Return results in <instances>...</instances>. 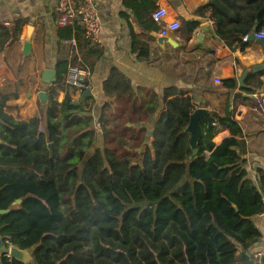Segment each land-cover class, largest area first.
I'll list each match as a JSON object with an SVG mask.
<instances>
[{
    "label": "trees",
    "instance_id": "16d2710c",
    "mask_svg": "<svg viewBox=\"0 0 264 264\" xmlns=\"http://www.w3.org/2000/svg\"><path fill=\"white\" fill-rule=\"evenodd\" d=\"M153 7L149 2L143 11ZM243 9L255 16L256 30L264 28V0H213L200 11L209 12L217 34L226 38L223 13L234 10L238 23ZM151 15L138 18L156 31ZM195 27L187 26L188 34ZM20 28H3L0 46ZM133 42L146 62L145 44ZM66 70L48 92L45 134L37 118L9 115V97L0 92V210L9 209L0 214L5 247L30 249L34 264H264V252H251L262 239L253 219L263 211L264 171L256 170L259 186L248 178L236 139L241 128L229 113L212 114L216 125L209 127L201 120L193 157L185 128L195 107L187 91L136 88L114 71L104 85L113 102L94 117L90 105L74 106L69 96L57 101ZM140 123L146 127L137 128ZM149 127L152 141L141 156ZM219 128L231 136L215 145ZM0 264L24 263L0 254Z\"/></svg>",
    "mask_w": 264,
    "mask_h": 264
},
{
    "label": "crops",
    "instance_id": "0c3cea01",
    "mask_svg": "<svg viewBox=\"0 0 264 264\" xmlns=\"http://www.w3.org/2000/svg\"><path fill=\"white\" fill-rule=\"evenodd\" d=\"M212 1L94 0L101 22L100 43L89 45L86 50L81 43L73 46L65 42L75 37L80 39L82 32L74 24H57L58 0H0V35L3 28L15 33L21 24L19 35L10 44L0 46V92L9 97L6 112L20 120L37 118L38 130L45 134L48 103L42 105L38 93L44 91L48 95L50 88L58 87L57 77L70 65L81 64L89 71L87 81L91 96L82 105L87 104V109L92 106L94 117L103 104L113 102L106 96L104 85L114 71L134 87L153 89L158 94L176 86L188 92L195 109L203 107L210 116L223 117L229 113L240 126L241 134L236 137L242 145L240 164L248 178L259 186L256 170L264 171V119L251 108L255 96L264 91V48L257 41L241 44L243 29L253 32L257 28L255 16L244 9L238 23L234 21V10L223 13L222 29L227 36L220 37L209 12L200 11ZM149 2L154 4L153 9L143 11ZM159 7L166 10L164 23L180 24V28L166 38L159 36L158 24L156 31L146 29L138 18L150 16ZM193 25L196 27L190 35L186 28ZM202 26L208 29L202 32ZM134 39L145 44L146 62L138 59ZM26 43H29L27 49ZM136 47L139 49L138 45ZM54 76L56 81L47 84ZM66 96L74 102L81 94L63 83L57 101L62 102ZM99 136L101 145V133ZM230 136L228 129L219 128L212 142L218 145ZM253 220L262 239L251 252L260 257L264 252V219L258 215Z\"/></svg>",
    "mask_w": 264,
    "mask_h": 264
},
{
    "label": "built area",
    "instance_id": "2783aa9c",
    "mask_svg": "<svg viewBox=\"0 0 264 264\" xmlns=\"http://www.w3.org/2000/svg\"><path fill=\"white\" fill-rule=\"evenodd\" d=\"M56 13L59 26L74 24L81 29L80 39L75 37L65 41L66 43H71L73 46H77L78 43L93 46L100 43L101 22L94 0H58ZM165 15L166 10L162 7L157 8L152 14L154 22L160 26L158 33L162 38L168 37L169 34L180 28L178 22L164 23ZM250 36H252V40H250ZM258 40H264V28L243 34L240 37L241 44ZM88 76L89 71L86 67L70 65L65 73L64 84L66 87L82 94L85 90H90V83L87 81ZM214 80L219 83L218 78ZM251 109L252 112L264 119V91L255 96V103ZM261 199L263 211L260 213V217L264 219V191L261 192ZM257 256L255 255V257Z\"/></svg>",
    "mask_w": 264,
    "mask_h": 264
},
{
    "label": "water",
    "instance_id": "95a60500",
    "mask_svg": "<svg viewBox=\"0 0 264 264\" xmlns=\"http://www.w3.org/2000/svg\"><path fill=\"white\" fill-rule=\"evenodd\" d=\"M29 27H28V33H29ZM201 31L204 32V29H208V27L206 28V26H202ZM255 31V29L253 30ZM209 32V31H208ZM165 39H163L164 41ZM250 40H252V36H250ZM171 42V41H170ZM257 42L260 43L261 46H263L264 48V40H258ZM25 49H27L29 47V43L24 44ZM45 74L50 75L51 73L49 72H45ZM56 81V78L54 76V78L52 79V81H47V84L52 83ZM91 93L90 90H85L84 92H82L80 98L78 101H74L72 102V105L77 106V105H82L85 102V99L90 97ZM38 99L40 100V103L42 105H46L48 103V95L46 92L44 91H40L38 93ZM204 119L206 121L207 126H212L214 124V118L212 116H210V113L203 107H199L196 108L193 113L190 116V120L188 125L185 128V131L190 135V140H189V145L190 148L192 150V155L193 157H196V154L198 152L197 149V144H198V140L200 138V136L202 135V127L200 124V121ZM130 127H133V125H128ZM137 128H144L146 127L145 123H140L136 125ZM153 134V130L152 129H147L146 134L144 136V140L141 144L140 149L138 150L139 154L142 156L143 155V151L145 149V147L150 146V138L152 137ZM49 148H51V145H49ZM21 202V200H16L14 203L19 204ZM234 209L237 210V207L234 205ZM9 209L6 210H0V214H5L8 213ZM0 254H3L5 256H8L9 258H14L24 264H34V259L32 257V253L30 249H19L16 246H9V247H5L4 244L2 243V241L0 240Z\"/></svg>",
    "mask_w": 264,
    "mask_h": 264
},
{
    "label": "rangeland",
    "instance_id": "374dc122",
    "mask_svg": "<svg viewBox=\"0 0 264 264\" xmlns=\"http://www.w3.org/2000/svg\"><path fill=\"white\" fill-rule=\"evenodd\" d=\"M151 141H152V137L150 138L149 142L151 143Z\"/></svg>",
    "mask_w": 264,
    "mask_h": 264
}]
</instances>
